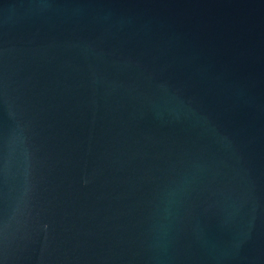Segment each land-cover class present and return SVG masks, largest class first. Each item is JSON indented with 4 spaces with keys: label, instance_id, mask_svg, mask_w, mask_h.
<instances>
[{
    "label": "water",
    "instance_id": "95a60500",
    "mask_svg": "<svg viewBox=\"0 0 264 264\" xmlns=\"http://www.w3.org/2000/svg\"><path fill=\"white\" fill-rule=\"evenodd\" d=\"M0 264H264V0H0Z\"/></svg>",
    "mask_w": 264,
    "mask_h": 264
}]
</instances>
